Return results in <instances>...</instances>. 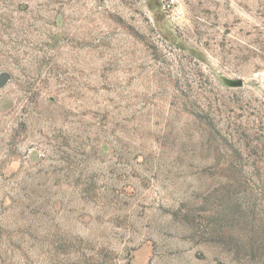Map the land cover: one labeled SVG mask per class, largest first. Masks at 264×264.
<instances>
[{"label": "rangeland", "instance_id": "1", "mask_svg": "<svg viewBox=\"0 0 264 264\" xmlns=\"http://www.w3.org/2000/svg\"><path fill=\"white\" fill-rule=\"evenodd\" d=\"M0 264H264V0H0Z\"/></svg>", "mask_w": 264, "mask_h": 264}, {"label": "water", "instance_id": "2", "mask_svg": "<svg viewBox=\"0 0 264 264\" xmlns=\"http://www.w3.org/2000/svg\"><path fill=\"white\" fill-rule=\"evenodd\" d=\"M222 79L230 87H241L244 84V79L241 77L229 78V76H223Z\"/></svg>", "mask_w": 264, "mask_h": 264}]
</instances>
